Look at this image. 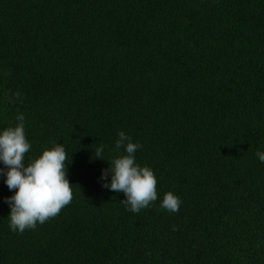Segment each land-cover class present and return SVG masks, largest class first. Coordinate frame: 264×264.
Here are the masks:
<instances>
[{
  "label": "trees",
  "instance_id": "16d2710c",
  "mask_svg": "<svg viewBox=\"0 0 264 264\" xmlns=\"http://www.w3.org/2000/svg\"><path fill=\"white\" fill-rule=\"evenodd\" d=\"M19 114L73 198L13 232L0 174V264H264V0H0V132ZM120 131L157 180L135 214L100 179Z\"/></svg>",
  "mask_w": 264,
  "mask_h": 264
},
{
  "label": "clouds",
  "instance_id": "9594fccd",
  "mask_svg": "<svg viewBox=\"0 0 264 264\" xmlns=\"http://www.w3.org/2000/svg\"><path fill=\"white\" fill-rule=\"evenodd\" d=\"M19 97L20 93L16 92L12 102ZM15 119L18 121L15 127L0 132V161L7 166L6 170L0 169V174L6 176L5 183L9 190H17L13 196L5 198V203L10 207L9 227L13 232L23 233L25 229H35L37 222L43 225L46 220L58 215L72 201L73 191L66 178L64 145L55 144L51 150H44L40 157L25 166V153L30 149L25 137V116L19 114ZM141 147L120 131L115 141V151L119 153L123 148L127 154L114 157L100 177L105 181L102 187L126 195L127 199L121 203L134 214L157 199V180L153 171L135 163L134 154ZM104 148L103 144L96 148V159H101ZM256 156L264 163V152L257 151ZM109 175L111 182L107 183ZM181 203L179 197L168 192L161 207L177 213Z\"/></svg>",
  "mask_w": 264,
  "mask_h": 264
}]
</instances>
